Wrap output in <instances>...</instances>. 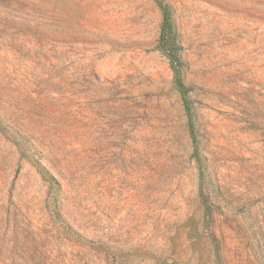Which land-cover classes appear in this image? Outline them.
Listing matches in <instances>:
<instances>
[{"label": "rangeland", "instance_id": "obj_1", "mask_svg": "<svg viewBox=\"0 0 264 264\" xmlns=\"http://www.w3.org/2000/svg\"><path fill=\"white\" fill-rule=\"evenodd\" d=\"M164 1L202 172L156 0H0V264H264V0Z\"/></svg>", "mask_w": 264, "mask_h": 264}, {"label": "trees", "instance_id": "obj_2", "mask_svg": "<svg viewBox=\"0 0 264 264\" xmlns=\"http://www.w3.org/2000/svg\"><path fill=\"white\" fill-rule=\"evenodd\" d=\"M156 1L162 11V16H163L160 35L158 38V43L156 48L159 49L162 53H164L166 57L169 58L172 68L175 72V82L177 88L179 89L182 95L186 114L188 117L190 135L195 147L197 161L200 165V172H202L203 167L201 164V158L199 156L198 133L196 129L194 109H193L194 101L191 99L189 95L190 88L187 86V84L183 79L184 61L181 57L182 46L178 41L177 31L173 20L172 7L169 3L165 2L164 0H156ZM35 162L44 175L54 179V176L38 160L35 159ZM204 202L206 203L205 200ZM210 212H211L210 207L206 206V214H210ZM217 256L219 257V253H217Z\"/></svg>", "mask_w": 264, "mask_h": 264}]
</instances>
